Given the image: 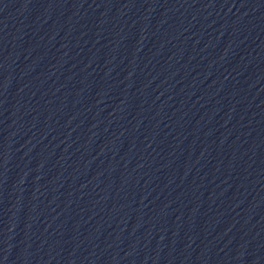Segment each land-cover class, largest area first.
I'll return each instance as SVG.
<instances>
[{
    "label": "water",
    "instance_id": "obj_1",
    "mask_svg": "<svg viewBox=\"0 0 264 264\" xmlns=\"http://www.w3.org/2000/svg\"><path fill=\"white\" fill-rule=\"evenodd\" d=\"M105 264H264V0H24Z\"/></svg>",
    "mask_w": 264,
    "mask_h": 264
}]
</instances>
